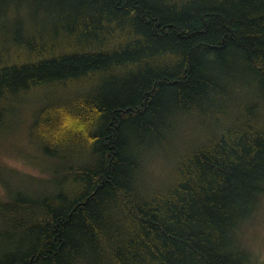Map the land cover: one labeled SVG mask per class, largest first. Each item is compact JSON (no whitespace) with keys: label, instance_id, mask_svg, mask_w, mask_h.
<instances>
[{"label":"trees","instance_id":"trees-1","mask_svg":"<svg viewBox=\"0 0 264 264\" xmlns=\"http://www.w3.org/2000/svg\"><path fill=\"white\" fill-rule=\"evenodd\" d=\"M26 117L55 167L0 264H256L264 0H0V136Z\"/></svg>","mask_w":264,"mask_h":264},{"label":"rangeland","instance_id":"rangeland-1","mask_svg":"<svg viewBox=\"0 0 264 264\" xmlns=\"http://www.w3.org/2000/svg\"><path fill=\"white\" fill-rule=\"evenodd\" d=\"M30 123L31 119L26 117L18 127L12 124L7 129H10L8 134L0 136V199L17 188L34 194L44 192L49 175L46 172L55 167L48 163L49 167L44 166L39 151L29 141L27 128ZM257 215L245 225L241 240L256 264H264V202Z\"/></svg>","mask_w":264,"mask_h":264}]
</instances>
